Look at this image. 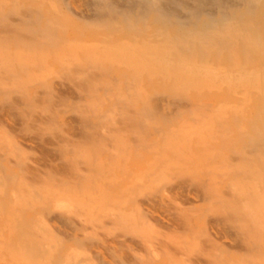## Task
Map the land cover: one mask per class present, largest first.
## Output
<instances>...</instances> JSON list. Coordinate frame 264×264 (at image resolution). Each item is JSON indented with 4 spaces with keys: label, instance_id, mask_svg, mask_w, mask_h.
I'll list each match as a JSON object with an SVG mask.
<instances>
[{
    "label": "rangeland",
    "instance_id": "1",
    "mask_svg": "<svg viewBox=\"0 0 264 264\" xmlns=\"http://www.w3.org/2000/svg\"><path fill=\"white\" fill-rule=\"evenodd\" d=\"M0 264H264V0H0Z\"/></svg>",
    "mask_w": 264,
    "mask_h": 264
}]
</instances>
